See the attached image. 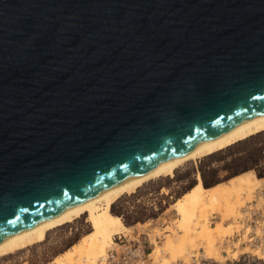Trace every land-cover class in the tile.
Masks as SVG:
<instances>
[{
  "label": "water",
  "instance_id": "obj_1",
  "mask_svg": "<svg viewBox=\"0 0 264 264\" xmlns=\"http://www.w3.org/2000/svg\"><path fill=\"white\" fill-rule=\"evenodd\" d=\"M264 113V0H0V242Z\"/></svg>",
  "mask_w": 264,
  "mask_h": 264
},
{
  "label": "bare ground",
  "instance_id": "obj_2",
  "mask_svg": "<svg viewBox=\"0 0 264 264\" xmlns=\"http://www.w3.org/2000/svg\"><path fill=\"white\" fill-rule=\"evenodd\" d=\"M263 130L264 113L215 136L191 151L167 161L162 166L129 179L94 199L73 204L55 216L1 241L0 258L43 241L50 230L84 218L91 230L70 248L55 256L52 262L54 264H106L111 252H120L122 248L117 238H133V229L112 210V205L119 198L136 192L150 181L173 176L175 171L186 163L196 162ZM261 185L262 178L258 177L254 171L234 175L225 182H218L211 186H205L201 175L198 174L197 182L171 204L178 216V228L166 226L168 229L166 234L158 229H154L153 233L149 234V241L153 248L147 255L150 260L148 264H172L179 259L187 260L189 256H198L200 253L208 258L224 262L226 257L223 255L222 243L225 237L233 234V226H224L222 223L230 217L233 220L242 217L240 207L245 204L241 200L242 197L245 200L253 199L255 197L253 193ZM217 217L219 220H216ZM234 227L235 231H238L241 226L236 222ZM161 238H163L162 244L159 243ZM242 239H247L246 234L242 236ZM229 240V244L234 242L232 239ZM239 241L233 243V247H237ZM224 252L227 255L230 254L229 245ZM251 252L264 259V252L259 248ZM235 255L236 252L232 254L233 257Z\"/></svg>",
  "mask_w": 264,
  "mask_h": 264
},
{
  "label": "rangeland",
  "instance_id": "obj_3",
  "mask_svg": "<svg viewBox=\"0 0 264 264\" xmlns=\"http://www.w3.org/2000/svg\"><path fill=\"white\" fill-rule=\"evenodd\" d=\"M222 150L196 162H188L178 168L173 176L150 181L137 192L119 198L115 202V209L126 225L133 229V238H117L122 248L120 252L112 251L106 264H148L150 260L147 255L153 248L149 234H152L154 229L166 234V226L178 228V216L171 204L197 182V175L203 172L205 178L220 182L230 178L222 167L226 162L233 161L234 156L228 152L223 153ZM253 194L255 197L251 200H245L243 197L241 199L245 203L240 207L242 217L237 220L230 217L222 223L224 226H233V234L225 237L222 243L223 255L226 257L224 262L200 253L198 256H189L187 260L179 259L172 264H264L263 258L251 252L258 248L264 252V177L261 187ZM236 222L241 226L238 231H235L234 227ZM90 230L84 218L76 219L50 230L43 241L1 257L0 264H54L52 259L55 256L70 248ZM244 234L247 236L246 240L242 239ZM229 239L234 242L229 244ZM237 241L240 243L233 247V243ZM159 243H163V238L159 239ZM227 245L231 248L229 255L224 252ZM234 252L235 257L232 256Z\"/></svg>",
  "mask_w": 264,
  "mask_h": 264
},
{
  "label": "trees",
  "instance_id": "obj_4",
  "mask_svg": "<svg viewBox=\"0 0 264 264\" xmlns=\"http://www.w3.org/2000/svg\"><path fill=\"white\" fill-rule=\"evenodd\" d=\"M222 152L234 156L233 161L226 162L222 167L228 172V178L246 171H254L258 177H264V130L228 146ZM201 175L205 186L220 182L205 178L203 172ZM115 205H112V210L118 214Z\"/></svg>",
  "mask_w": 264,
  "mask_h": 264
}]
</instances>
